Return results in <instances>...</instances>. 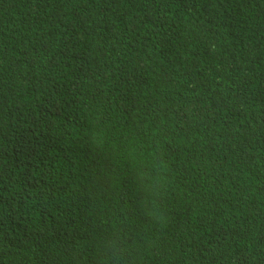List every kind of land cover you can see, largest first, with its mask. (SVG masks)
<instances>
[{"label":"trees","instance_id":"1","mask_svg":"<svg viewBox=\"0 0 264 264\" xmlns=\"http://www.w3.org/2000/svg\"><path fill=\"white\" fill-rule=\"evenodd\" d=\"M85 263L264 264V0H0V264Z\"/></svg>","mask_w":264,"mask_h":264},{"label":"clouds","instance_id":"2","mask_svg":"<svg viewBox=\"0 0 264 264\" xmlns=\"http://www.w3.org/2000/svg\"><path fill=\"white\" fill-rule=\"evenodd\" d=\"M126 163L123 168L125 174L120 181L113 187V191L117 192L118 187L121 189V203L125 204L131 201V207L124 215L116 216L115 221L118 223L115 229H111L108 239L115 247H122L131 241V231L133 228L138 232L137 241L132 245L145 244L146 238L149 234L156 231H164L168 224H172V219H166L162 215H158L161 209L158 207V202L162 199L153 196L150 191L154 184V178L146 180L139 188L133 179L130 165ZM115 200V193H111L109 203ZM90 205V203L88 204ZM115 216V215H114ZM157 218L159 222H156ZM86 264V263H85Z\"/></svg>","mask_w":264,"mask_h":264}]
</instances>
